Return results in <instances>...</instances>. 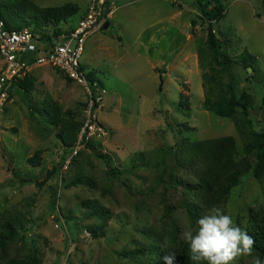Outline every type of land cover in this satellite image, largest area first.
Returning a JSON list of instances; mask_svg holds the SVG:
<instances>
[{
	"label": "rangeland",
	"instance_id": "1",
	"mask_svg": "<svg viewBox=\"0 0 264 264\" xmlns=\"http://www.w3.org/2000/svg\"><path fill=\"white\" fill-rule=\"evenodd\" d=\"M29 1L38 9L76 7L45 31L68 30L91 6L104 7L81 65L106 90L95 113L106 134L71 155L89 97L60 70L34 67L30 90L14 89L0 116V229L11 222L16 234L0 246V264L29 257L36 264H141L159 248L163 264L181 249L190 255L181 232L197 225L182 200L191 199L185 184L196 180L180 166L182 139L234 140L243 172L220 207L251 234L254 218L264 215L252 135L264 121V0H221L217 60L196 0ZM11 5L0 0V10ZM227 85L251 97L249 124L240 110L223 119L205 108Z\"/></svg>",
	"mask_w": 264,
	"mask_h": 264
},
{
	"label": "trees",
	"instance_id": "2",
	"mask_svg": "<svg viewBox=\"0 0 264 264\" xmlns=\"http://www.w3.org/2000/svg\"><path fill=\"white\" fill-rule=\"evenodd\" d=\"M196 2L200 8V19L204 23H207V50L217 60L218 57H221V53L213 26L223 18L224 6L221 0H196ZM76 11V7L74 6L38 9L29 0H12V5L7 10H0V18L5 22L9 30L17 31L33 25V27L29 28L32 29L34 34L39 35V42L43 45L45 42H51L53 39L67 32V30H61L60 28L45 31L44 27L58 25L59 22L65 21L75 15ZM41 25L44 31L39 28ZM75 26L70 27L68 31ZM250 61V57L244 56V62ZM248 66L253 71L255 70L250 63ZM28 76L18 81L16 87L25 92L29 91L32 82L28 80ZM89 79L92 80V76ZM250 99L251 97L246 93L237 96L233 86L227 85L226 93H218L215 99L207 98L204 105L208 111L223 119L233 118L240 110L246 119V123L249 124V120L247 119L251 109ZM237 130H240L238 126ZM253 131L252 135L255 139L254 151L257 161L254 176L261 178L264 175V121L261 122L259 131H256V129H253ZM77 135H75V140L77 139ZM72 145H69L68 148H71ZM179 155L181 157V168L187 174L195 176L196 180V182L188 181L185 184V188L189 193H192L191 199L189 201L186 199L182 200L185 202L184 205L188 218L196 225L198 218L205 214L211 207H220L224 204L226 196L236 185L243 171L236 161V146L231 137L199 142L182 139L179 143ZM207 163H209V166L211 164V169H208L209 166L205 165ZM198 164H201L203 167L197 166ZM256 217L253 222L258 221V226L254 227L253 232L249 235L255 240L253 252L259 255L261 259H264V215L262 213V215ZM175 228L176 234L175 238H173L174 242L179 232L177 226ZM89 233L93 237L95 236L94 232L90 231ZM15 234V226L11 222H8L0 229V246L4 245L5 241ZM168 245L171 247L170 244ZM178 254L179 256L175 257L173 264H196V262L190 259V255L184 249H181ZM162 256L159 248L155 250V253L147 261H143L141 264H163ZM24 264H36V261L34 258L29 257ZM199 264L206 263L199 262Z\"/></svg>",
	"mask_w": 264,
	"mask_h": 264
},
{
	"label": "built area",
	"instance_id": "3",
	"mask_svg": "<svg viewBox=\"0 0 264 264\" xmlns=\"http://www.w3.org/2000/svg\"><path fill=\"white\" fill-rule=\"evenodd\" d=\"M102 4L91 6L76 26L67 30L51 42H39V35L31 28L9 30L0 18V116L8 104L16 83L23 80L34 67L47 66L63 72L66 77L85 88L89 106L80 132L73 147L72 156L88 144L92 138L105 136L104 127L98 121L96 111L100 109L106 90L96 80H90L81 65L85 42L103 23ZM69 161L65 164L66 169ZM57 181H61L58 175Z\"/></svg>",
	"mask_w": 264,
	"mask_h": 264
},
{
	"label": "clouds",
	"instance_id": "4",
	"mask_svg": "<svg viewBox=\"0 0 264 264\" xmlns=\"http://www.w3.org/2000/svg\"><path fill=\"white\" fill-rule=\"evenodd\" d=\"M259 131V128H256ZM191 227L181 232L182 239L188 244L190 259L196 264H235L242 257H251V264H264V259L254 255V238L246 229L240 227L234 216L223 208L213 206ZM173 264L174 253L165 257Z\"/></svg>",
	"mask_w": 264,
	"mask_h": 264
},
{
	"label": "water",
	"instance_id": "5",
	"mask_svg": "<svg viewBox=\"0 0 264 264\" xmlns=\"http://www.w3.org/2000/svg\"><path fill=\"white\" fill-rule=\"evenodd\" d=\"M103 28L106 30L108 28V24H105Z\"/></svg>",
	"mask_w": 264,
	"mask_h": 264
}]
</instances>
